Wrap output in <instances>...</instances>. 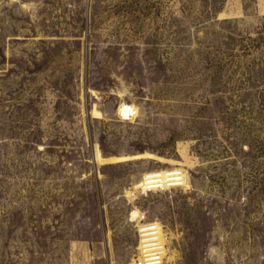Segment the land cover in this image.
<instances>
[{
  "label": "rangeland",
  "instance_id": "rangeland-1",
  "mask_svg": "<svg viewBox=\"0 0 264 264\" xmlns=\"http://www.w3.org/2000/svg\"><path fill=\"white\" fill-rule=\"evenodd\" d=\"M134 210L161 264H264V0H0V264H138Z\"/></svg>",
  "mask_w": 264,
  "mask_h": 264
},
{
  "label": "bare ground",
  "instance_id": "bare-ground-1",
  "mask_svg": "<svg viewBox=\"0 0 264 264\" xmlns=\"http://www.w3.org/2000/svg\"><path fill=\"white\" fill-rule=\"evenodd\" d=\"M136 109L137 108L134 103L130 104L126 101H122L118 107V114L121 115L122 118L132 119L134 114H136ZM93 110L95 114H100L96 108ZM96 154L97 156H95L97 159H100L101 156L98 150ZM185 183L186 176L182 168L161 169L144 172L141 176L140 187L138 190L148 191L158 188L163 189L164 187L166 188L168 186L184 185ZM130 217L132 222L134 221L136 224V228L141 236L137 245V251L139 252L140 256L138 264H161L162 258L166 261H169L170 258L166 254L165 250L166 239L160 224H152L151 228H153L154 236L151 238H146L143 236V233H145L144 230L148 227L142 225L141 213H139L137 210H134ZM155 255H158L159 257L155 258ZM133 264H135V262H133Z\"/></svg>",
  "mask_w": 264,
  "mask_h": 264
},
{
  "label": "built area",
  "instance_id": "built-area-1",
  "mask_svg": "<svg viewBox=\"0 0 264 264\" xmlns=\"http://www.w3.org/2000/svg\"><path fill=\"white\" fill-rule=\"evenodd\" d=\"M152 241V240H151ZM159 256L158 255H155V258H158ZM154 258V257H153Z\"/></svg>",
  "mask_w": 264,
  "mask_h": 264
}]
</instances>
